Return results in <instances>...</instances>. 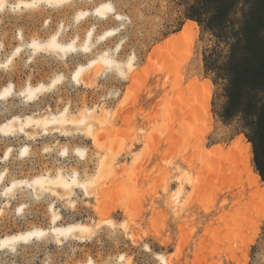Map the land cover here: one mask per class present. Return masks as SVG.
<instances>
[{
  "label": "rangeland",
  "instance_id": "1",
  "mask_svg": "<svg viewBox=\"0 0 264 264\" xmlns=\"http://www.w3.org/2000/svg\"><path fill=\"white\" fill-rule=\"evenodd\" d=\"M20 1L6 0L5 12L0 10V92L12 84L19 92L28 82L48 83L61 74L65 79L37 103L29 104L18 94L0 101V126L13 116H43L66 104L74 112L104 107L107 121L101 128L96 125L101 131L97 144L84 136L47 137L39 130H30V137L0 133V239L34 227L49 228L52 202L62 214V224L99 227L84 242L69 239L57 244L47 239L13 250L0 248V264H77L89 258L113 263L121 254L137 264H161L157 253L168 264H264V196L247 181L243 156L234 147L241 136L251 142L238 120L224 122L219 117L222 90L214 74L206 72L203 60L215 39L198 21L185 18L184 1L95 0L91 5L78 0L73 7L59 10L39 6L35 0L21 7ZM101 3H111L122 20L115 15L108 20L77 18L79 12ZM188 20L196 21L199 30L194 38L184 36L179 56L151 55ZM50 23L53 32L60 25L65 28V42L76 35L83 39L92 27H96L95 42L107 31L120 32L97 44L93 54L78 53L63 61L58 55L28 48L31 41L48 38ZM101 50H110L122 61L135 54L141 76L123 80L102 66L89 75L95 78L91 88L75 85L70 80L72 71ZM195 80L213 84L209 111H204L206 93L190 86ZM109 127L115 129L112 135L106 132ZM64 146L86 148V161L72 152L63 158ZM252 153L251 163L258 172L253 146ZM59 166L69 173L78 169L83 178L98 174L99 185L92 188L95 197L78 191L70 200L58 201L21 184L6 190L13 181L55 173ZM96 206L115 209L100 218ZM111 219L115 225L108 223ZM257 226L259 234L248 248L245 241Z\"/></svg>",
  "mask_w": 264,
  "mask_h": 264
},
{
  "label": "bare ground",
  "instance_id": "2",
  "mask_svg": "<svg viewBox=\"0 0 264 264\" xmlns=\"http://www.w3.org/2000/svg\"><path fill=\"white\" fill-rule=\"evenodd\" d=\"M35 1L22 0L20 1L19 6L21 7L29 6L35 2L39 4V6H45L53 10L56 9L59 10L65 7H73L78 0H35ZM87 1L92 2L91 5L95 4V0H87ZM5 4H6V0H0V10L2 12H5L4 9ZM114 15L116 16L117 20H122V16L116 14L114 6L111 3H101V4H97L92 10L79 12L77 14V18L81 20H86L89 16H94L101 20H108L112 18V16ZM48 28L49 31L51 32L48 38L46 40H33L28 43V48H30L35 53L42 52V53L58 55L60 56L61 59H63V61H67L66 59H68L69 56L77 55L78 53H82L88 56L93 54L97 44H101L102 42H105L109 37L116 36L120 32L119 29L107 31L106 33L97 37L95 42L94 37H95L96 27H92L87 31L83 39H81L78 35H76L75 37H73L71 41L65 42L63 39L65 28L63 26L60 25L59 28L54 32L51 30L52 23L48 25ZM198 30H199L198 23L193 20H188V22L183 26V29L181 31L168 36L163 42H161L158 46H156L153 49L151 55L153 56L162 55L165 56V58L167 56L170 59L171 58L175 59L173 55L179 56V54L183 49L182 40L184 36L189 35L194 38L197 35ZM116 47L117 50L120 49L121 48L120 43ZM20 50L21 49H17L16 53L20 52ZM117 50H115V52L119 53ZM137 63H138L137 57L135 54L129 57L127 60L122 61V60H118L113 53H110V50H101V52H98L94 58L88 60L86 63L78 64L77 67L70 74V80L77 86L91 88L95 84V81L93 80L94 78L93 76L97 74L99 72V69L103 66V68L107 67L110 69V71L112 70L115 73H117V75L123 80L133 81L137 77H140L142 74V71L139 70ZM167 63L170 64L169 62ZM167 67H169V65ZM91 73L92 74L95 73L94 75H92L93 77L92 80L89 79L90 77L89 75H91ZM64 79L65 77L61 74L56 78L52 79L48 83L40 82L34 85L28 82L26 86L23 89H21L19 92L16 90L13 84L6 86L0 92V101L11 98L15 94H18L21 97H23L25 101L29 104L37 103L43 97H46L49 94L53 93L56 87L60 85ZM140 80L141 79H139L138 81ZM212 85L213 84L211 81L200 83L197 80L193 81L190 85L193 89L203 90L206 93V98L204 102L205 103L204 111L205 110L209 111L210 109V96L212 91ZM83 102L84 103L87 102L86 96L83 97ZM103 108L104 107L101 108L95 105L92 107L88 106L79 112H74L71 106L69 104H66L59 111L56 112L51 111L43 116L28 115L25 116L24 118H22L21 116H13L12 118H10L8 121H6L0 126V133L10 136L23 134L26 137L27 136L30 137V135H32L30 134V130H34V131L39 130L40 133H42L44 136L47 137L50 135L53 136L56 135L58 138L67 139V138H72L74 136H84L86 139L91 140L93 144H97L99 142V138L101 135V131L97 128V126L99 125L100 127L102 121L104 122L107 121L106 118L107 114L102 112L104 111ZM120 109L119 111L116 112L117 116H119L118 113H120ZM110 128L111 127H109L108 130L106 129V132L108 133L114 132L115 129L114 128L110 129ZM110 135H112V133ZM31 139L34 138L32 137ZM234 147H237L238 151L243 156L244 172L247 176V181L253 187L256 188L257 192H259L260 195L264 196V187L262 186L263 184H262L261 175L258 172L254 171L253 164L251 163V159L253 157L251 143L247 142L244 136H241L234 144ZM217 150L222 152L221 148ZM70 152L76 155L80 161H86L87 159V149L80 146H76L72 150L64 146L60 155L63 158H68L70 156ZM9 154L10 151L7 152L8 156ZM97 175L98 174H94L88 178H83L81 172L78 169H74L69 173L64 169V167L62 168L59 166V168L56 170L55 173H52V170L46 171V173H44L43 175L40 174L39 176H36L35 178L29 181H21V182L13 181L11 185L5 188L7 191L10 192L21 184L20 186L27 187L28 190H31L35 194L48 195L53 198H56L58 201L70 200V198L78 191L81 192L85 197L89 198L92 196L95 197L94 193L92 192L93 190L92 188L98 187L99 185V178ZM94 209L96 213L100 216V218H103V216L111 214L115 208L96 206ZM241 210H239V213L241 212ZM263 216H264V212L262 217ZM108 221H109L108 223H112V225L116 224V222L113 221L112 219ZM92 225L83 224L79 222L67 224V225L62 224V214L56 209L55 203L52 202L50 205L49 228L34 227L32 229L19 232L13 235L4 236L0 239V248L13 250L16 249L19 245L31 244L36 241H43L47 239H53L54 241L57 242V244H61L65 240H69V239H74L79 242H84L86 240H89V238L93 237L96 233V230H98L97 228L99 227V224L95 226ZM259 231H260L259 227L257 226V228H255L254 231L251 233V236H248V240L245 241L247 242L248 248L255 242L259 234ZM130 238L132 240H135L134 239L135 237L133 236H131ZM145 249L147 251L151 250L148 245L145 246ZM155 257L160 261L161 264H168V261L166 260L165 256H163L162 254L157 253ZM77 264H137V263H135L131 257H128L125 254H121L116 258V262L113 263H99L94 259L89 258L84 262L80 261Z\"/></svg>",
  "mask_w": 264,
  "mask_h": 264
},
{
  "label": "trees",
  "instance_id": "3",
  "mask_svg": "<svg viewBox=\"0 0 264 264\" xmlns=\"http://www.w3.org/2000/svg\"><path fill=\"white\" fill-rule=\"evenodd\" d=\"M183 1L185 18L215 39L203 60L222 90L219 117L240 122L264 180V0Z\"/></svg>",
  "mask_w": 264,
  "mask_h": 264
}]
</instances>
